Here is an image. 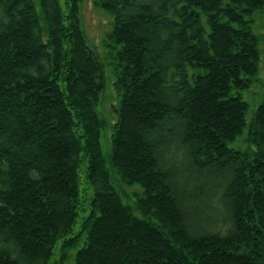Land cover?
<instances>
[{"label":"trees","instance_id":"trees-1","mask_svg":"<svg viewBox=\"0 0 264 264\" xmlns=\"http://www.w3.org/2000/svg\"><path fill=\"white\" fill-rule=\"evenodd\" d=\"M80 1L0 0V264H47L77 214L81 149L93 187L84 239L51 264H264V89L248 116L242 97L258 70L252 23L264 0H91L111 18L108 158L121 182L141 186L133 205L99 148L103 75L79 26ZM169 140L187 156L185 170L167 154ZM215 194L221 221L208 212ZM111 216L122 232L106 252L94 243Z\"/></svg>","mask_w":264,"mask_h":264},{"label":"rangeland","instance_id":"rangeland-1","mask_svg":"<svg viewBox=\"0 0 264 264\" xmlns=\"http://www.w3.org/2000/svg\"><path fill=\"white\" fill-rule=\"evenodd\" d=\"M62 4L63 0H59ZM79 26L82 29L85 37V42L87 46L95 54L97 60L101 64V71L103 75V85L100 91L97 93L96 102L94 105L95 113L100 122L98 128V142L99 148L102 154L103 162L107 171L109 173L110 179L116 190L118 191L121 199L124 202L133 205V201L137 196L141 195L142 188L137 183L126 184L119 180L118 174L115 172L114 168L109 163L108 151L110 143V133L112 131V123L115 121V112L113 107L116 105L117 97L113 88V75L111 72L112 59L110 51H108L107 45H105L104 31L110 28V16L101 8L93 6L91 0H81L79 2ZM254 22L252 23L253 32L259 36L258 47L260 48V60L258 63V70L256 78L248 90L244 91L242 97L248 102V114L252 111L258 100L260 99V94L264 89V5L260 9L254 12ZM25 44L27 43L26 38H23ZM130 130L135 129V125L131 122L128 124ZM246 127L243 129L245 131ZM175 132L172 133L173 140L176 141L178 138L179 128L173 129ZM168 138V137H167ZM173 140H169V149L167 154H171L174 159L175 164L179 167H183L185 170L186 162L188 158L183 154V150L180 146L174 145ZM178 140V139H177ZM80 144H83V137H79ZM239 147H244L247 145L246 134L243 133L235 141ZM131 159L135 158V153L129 152ZM86 163L87 158L81 149L78 154V164H77V174H78V191H79V203L77 207V214L74 222L71 225L70 231L65 235L58 237L53 244L52 253L49 257L47 264H51L59 258L60 253L63 251L69 257L72 256L74 251L82 244L84 239V232L80 231V221L82 217L87 213L89 209V199L92 196L93 187L89 182L86 175ZM200 179H190L189 184L198 183ZM209 207H211L208 212L210 217L215 218L217 221H221L224 218L225 212L222 202L219 200L215 194L209 201ZM138 213V211L136 210ZM115 216V215H114ZM114 216L110 217L111 226L104 225L103 228L97 227L98 232L102 230V239L98 242L95 241V245L100 250L108 252L111 246H114V240L112 234L115 231L121 234L122 230L118 227L113 228V223H115L116 218ZM107 221V220H106ZM125 230V229H124ZM125 233V232H124ZM127 233V232H126ZM75 240L73 245H69L65 248H60V244L64 239L72 237L74 235ZM123 234V233H122ZM121 236V235H120ZM123 236V235H122ZM124 237V236H123ZM70 259H65L60 264H70Z\"/></svg>","mask_w":264,"mask_h":264}]
</instances>
